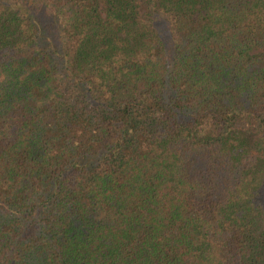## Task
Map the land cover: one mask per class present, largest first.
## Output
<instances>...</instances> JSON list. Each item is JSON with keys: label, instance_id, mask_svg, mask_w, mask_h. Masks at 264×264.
Wrapping results in <instances>:
<instances>
[{"label": "trees", "instance_id": "trees-1", "mask_svg": "<svg viewBox=\"0 0 264 264\" xmlns=\"http://www.w3.org/2000/svg\"><path fill=\"white\" fill-rule=\"evenodd\" d=\"M0 264H264V0H0Z\"/></svg>", "mask_w": 264, "mask_h": 264}]
</instances>
